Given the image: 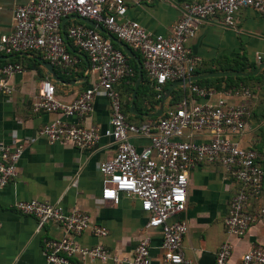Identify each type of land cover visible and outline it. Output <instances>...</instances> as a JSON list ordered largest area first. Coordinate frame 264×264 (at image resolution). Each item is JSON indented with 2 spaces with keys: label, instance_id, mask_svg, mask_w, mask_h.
<instances>
[{
  "label": "built area",
  "instance_id": "2783aa9c",
  "mask_svg": "<svg viewBox=\"0 0 264 264\" xmlns=\"http://www.w3.org/2000/svg\"><path fill=\"white\" fill-rule=\"evenodd\" d=\"M125 1L29 0L14 11L13 32L0 38V58L41 53L52 66L64 72L73 70L78 62L68 51L62 22L75 16L102 23L109 34L139 53L143 68L151 78V88L162 93L168 83L195 75L198 60L192 56L187 43L202 22L221 14L223 23L231 27L235 15L245 8L264 16V0H203L183 7V17L169 35H152L137 22L126 19ZM148 1L131 0L135 5ZM65 35L87 57L91 69L98 74L97 81L68 103L57 99L50 81H42L33 109L38 113H57L64 118H82L92 112L95 97L103 94L110 104V125L102 132L96 126L84 127L58 119L46 124L39 136L50 145L71 144L86 151L94 149L102 136L112 140L117 153L112 159L101 162L98 168L103 186L101 200L116 206L125 196L140 203L141 210L148 216L145 230L161 232L164 264H193L182 251L188 225L184 221L170 220L185 211L188 173L202 163L219 162L241 185L231 198L223 225L228 235L246 234L257 220L246 211V205L260 195L264 175L256 152L240 148L233 140L246 130L248 109L230 105L225 98L215 105L190 104L184 100L177 108L163 111L157 120L133 124L123 112L117 90L123 80L134 75L125 53L86 24L71 25ZM261 60L259 56L258 61ZM22 71L17 63L0 64V96L12 93L8 78ZM187 85L190 92L199 97L210 93L191 82L182 86ZM230 94L251 96L248 88L233 89L227 95ZM204 130L212 136L206 143L182 140L186 131ZM132 137L147 138L149 144L138 149L131 144ZM25 147V143L5 145L0 141V190L16 177L17 164ZM14 208L22 215L36 218L40 227L55 223L74 236L88 229L97 238L108 235L107 228L91 225L86 214L78 210L65 213L58 204L17 202ZM150 244L151 238L145 234L131 258H119L101 245L83 247L73 237H68L44 240L43 252L47 264H70L77 256L83 262L150 264ZM232 250L231 244L224 243L216 254L215 264H227ZM240 264H264V247L256 246L246 252Z\"/></svg>",
  "mask_w": 264,
  "mask_h": 264
},
{
  "label": "crops",
  "instance_id": "0c3cea01",
  "mask_svg": "<svg viewBox=\"0 0 264 264\" xmlns=\"http://www.w3.org/2000/svg\"><path fill=\"white\" fill-rule=\"evenodd\" d=\"M28 1L0 0V38L13 32L14 11ZM200 1L203 0H149L135 5L131 0H126V19L137 22L152 35L167 36L182 19L183 7ZM63 22L64 37L71 25L85 24L74 16ZM94 23L104 31L95 29L97 32L115 43L109 38L111 34L102 23ZM64 40L69 53L78 62L73 70L64 72L58 66H52L51 74L44 66L49 62L41 53L12 56V62L20 64L23 71L8 78L12 93L0 96V141L5 145L26 144L17 164L16 177L0 190V264H47L43 252L44 240L68 237H73L83 247L101 245L111 255L131 258L138 241L145 234L151 238L150 264H164L160 250L161 232L157 229L150 232L145 230L148 216L141 210L140 203L125 196L121 197L116 206L101 200L103 186L98 168L101 162L116 155L112 140L102 136L94 149L86 151L71 144L50 145L39 136V131L46 124L58 119L84 127L96 126L102 132L110 125V104L103 94L95 97L92 112L82 118H64L57 113L34 111L33 104L37 100L42 81H50L57 99L65 103L75 100L97 81L98 74L91 69L87 57L68 38ZM187 47L198 60L195 71L198 74L193 77L212 73H251L264 64V16L249 8L241 9L234 17V25L230 27L223 23V17L219 14L197 27ZM134 55L142 64L140 85L144 80L143 87L151 88V78L143 68L141 56L139 53V56ZM259 56L262 57L261 61H258ZM133 61L138 70L137 62ZM135 65L129 62L132 71ZM256 76L255 80H235L233 84L214 80L217 78H203L195 86L210 92L204 97L191 93L188 85L186 88L180 85L173 89L177 91V103L170 104V93L163 104V111L177 108L184 100L190 104L215 105L224 98L230 105L246 107L250 114L246 130L233 137V140L240 148L256 152L257 162L264 173V68ZM131 78L117 86L124 101L129 99V91L136 84V81L135 84L131 82ZM241 88H248L251 96L244 98L239 94L227 95L229 91ZM132 93L128 105L131 114L129 119L134 123L139 122V116L151 119L148 115L158 111L160 101L155 103V99L143 90L135 103L136 99L132 101ZM211 137V133L205 130L196 133L186 131L182 140L199 144L210 141ZM130 142L138 149L149 144V140L144 137H132ZM240 188L241 185L219 162L202 163L188 173L186 209L170 222L184 221L188 225L182 251L193 264H215L216 254L224 243L233 247L227 264H240L246 252L256 246L264 247V175L260 195L250 199L246 205V211L256 216L257 220L241 237L228 235L224 229L223 221L231 198ZM30 201L58 204L65 213L78 210L90 218L91 225L107 228L108 235L97 238L88 229L74 236L55 223L40 227L36 218L22 215L14 208L17 202ZM70 264L113 263L92 260L83 262L77 256L71 259Z\"/></svg>",
  "mask_w": 264,
  "mask_h": 264
},
{
  "label": "water",
  "instance_id": "95a60500",
  "mask_svg": "<svg viewBox=\"0 0 264 264\" xmlns=\"http://www.w3.org/2000/svg\"><path fill=\"white\" fill-rule=\"evenodd\" d=\"M74 18L80 20L81 22L85 23L86 25L96 29L97 31L99 32H104L103 29L95 24L93 21H90V20H87V19H82V18H78V17H75ZM64 22L62 23V28L64 27ZM109 38L111 40H113L115 43L118 44V46H120V48L122 49V51L125 53V55L129 58V59H132V60H135L138 64V76H137V80H136V84H135V87H134V90H133V93H132V101H134L136 99V93H137V90L139 88V85H140V82H141V79H142V64L139 62V60L137 59V57L134 55V53L132 52V50L125 44H123L122 42L120 41H116L112 38L111 35H108ZM65 39H67V36L64 37ZM44 66L48 69V71L53 74V67L50 63H45ZM264 68V64L260 65L255 71L251 72V73H248V74H244V73H240V72H232V73H212V74H209V75H206V76H195V77H192L190 79H186V80H181V81H177L173 84H171L168 89L165 91V93L163 94L161 100H160V104H159V109L158 111L153 114V115H148V118H159L162 113H163V104L165 102V100L167 99V97L169 96V94L171 93V91L178 87V86H182L184 83H190V82H195V81H199L203 78H222V77H253V76H256L259 72L260 69ZM132 110V108H131Z\"/></svg>",
  "mask_w": 264,
  "mask_h": 264
},
{
  "label": "trees",
  "instance_id": "16d2710c",
  "mask_svg": "<svg viewBox=\"0 0 264 264\" xmlns=\"http://www.w3.org/2000/svg\"><path fill=\"white\" fill-rule=\"evenodd\" d=\"M82 24V23H81ZM99 33V32H98ZM100 35H102V36H104L103 34H101L100 33ZM113 38H115L114 36H113ZM116 39V38H115ZM112 43V45L115 47V48H117V49H119V50H121V48L119 47V46H117V44H115V43H113V42H111ZM68 51L70 52V50H69V48H68ZM122 51V50H121ZM71 53V52H70ZM134 53L137 55V56H139L138 55V53L137 52H135L134 51ZM15 57H18V56H15ZM11 61L12 62V57H7V58H4L3 57V59L2 60H0V64H4V63H6L7 61ZM128 61L129 62H132L134 65H135V62L133 61V60H131V59H128ZM240 71H243V69H240ZM134 75H133V77L130 79L131 80V82H133V84H135V81H136V78H137V73H138V70H137V68H136V65L134 66ZM195 74H198L197 72H195ZM257 78V76H255V77H247V78H238V77H236V78H233V77H226V78H217V79H214V80H216V81H218V82H228V83H234L235 82V80L236 81H240V82H243V81H247V80H255ZM143 83H144V80L142 81V84L139 86V89H138V91H137V97H136V100H135V103L138 101V97H139V95H140V93L143 91V90H145L146 92H148V96L149 97H153L154 99H155V103H158L159 101H160V99L161 98H158V96L159 95H161V97H162V95L164 94V92L166 91V89L168 88V86L170 85V84H167L166 86H164L163 87V92L162 93H157V92H155L154 91V89L153 88H147V87H143ZM198 81L197 82H193L192 83V85H198ZM133 88H134V86H132V88H131V90L129 91V95H128V100H126V101H124V99H123V97L121 96V101H122V106H123V112H124V114L126 115V117H127V119H128V121L129 122H131V123H133V124H136V125H140V124H142V123H144V122H146V121H148V120H157L158 118H151V119H147V118H142L141 116H139V117H137V119L139 120V122L138 123H134V122H132L129 118L131 117V114H130V112H129V110H128V105H129V103H130V95H131V92L133 91ZM145 95H146V93H145ZM176 96H177V91L176 90H172V92H171V94H170V97H171V102H170V104L171 105H175L177 102H176V100H177V98H176ZM157 98V99H156ZM176 102V103H175ZM136 118V117H135Z\"/></svg>",
  "mask_w": 264,
  "mask_h": 264
}]
</instances>
